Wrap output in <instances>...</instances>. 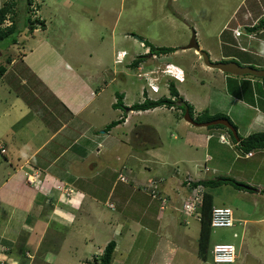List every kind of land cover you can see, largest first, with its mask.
<instances>
[{"label":"crops","instance_id":"crops-1","mask_svg":"<svg viewBox=\"0 0 264 264\" xmlns=\"http://www.w3.org/2000/svg\"><path fill=\"white\" fill-rule=\"evenodd\" d=\"M18 1L20 2L16 8L22 9V0ZM45 1L42 0L39 3L42 2L41 4H43ZM8 2L9 0H0V10ZM40 10L41 16L42 9ZM241 12L243 14L242 20H240L242 16H239ZM9 16L12 17V14ZM39 19L44 21L42 17ZM252 19H254V24L251 26L257 25L256 23L264 19V0H241L229 16L226 25L239 23L245 25ZM5 23L3 27L8 26ZM44 23L45 28L38 27L35 32L46 31L47 23L46 21ZM233 30L234 33L236 30L243 32L238 26L234 27ZM262 34H264V30H259L254 34L252 32L245 36L249 42H253L257 38L261 44V42L264 43V40L260 38ZM233 37L237 38L236 34H233ZM225 43L226 41H223V45ZM243 43H246L245 39H240L239 45ZM99 46L101 47V44ZM122 52L127 51L118 52V56ZM44 54L45 50L43 49L31 51L22 60L18 53L16 56L9 54L11 63L7 65L5 75L1 76L5 82L0 81V87L5 89L7 86L9 94L5 93L0 97L2 104V112H0L2 120L0 121V264H93L102 255L103 249L109 242L108 239L103 241L99 230L103 228V222H108V225L114 222L111 220L113 217L105 219L108 212L104 207L115 209L120 217H127L128 225L125 226V223L117 222L115 234L112 237L117 239L116 242L113 241L116 243L114 255L118 254L121 249L125 251L121 254V256L126 255L124 263L120 260L122 264H130L128 258L132 255L140 258L139 262L143 259L139 250L147 251L144 248L135 251L133 248L139 241H141L140 246L144 247L152 246L150 242H155L150 251L151 254L150 256L147 255L148 260L144 264L174 263L176 251H182V245L187 246L185 235L188 236L190 232L191 222L189 218L195 219V216L191 215L185 207L192 201L193 196L197 195L192 192L201 191L202 187L196 189L193 184L210 180L206 176L219 173L215 167L211 169L209 163L219 164L222 159L227 158L225 153H215L218 148L228 144L225 133L221 129L192 127L191 124L182 121L183 118L182 120L179 118L176 123L178 129L187 128V133L184 136L182 133L173 134V132L172 137L174 140L182 139L183 146L182 148L177 147V150L185 151L188 157H177L172 156V154L168 157L165 155L168 146L164 128L153 124L152 126L148 124L136 128L134 117L137 114L147 116L161 110L166 113L179 110L181 113V109L162 106L146 111H128L134 104H142L145 98L129 104L127 91L117 93L124 95L123 103L127 109H115L114 104L117 103V97L109 89L111 84L116 82L115 73H111L110 82L107 83L106 81V84L99 87L98 91H94L92 88L91 99H89L84 94L89 83L82 76L83 74L86 75L88 67H82L81 60L74 61L73 59H66L64 66L60 63L59 67L57 64L51 67L53 74L68 71L74 75L73 83L76 84L71 89V96L68 98L64 96L61 99V96H58L55 90L41 82L32 70V63L37 64L40 68L43 64H47L43 62ZM77 54L81 55V59L86 58V56H82L81 52H76L75 55L68 52V55L75 59ZM90 57H93V52ZM8 58L9 56L6 57V60ZM19 63L26 65L27 70L24 71L26 73H19V75H14L11 78L6 75L13 71L22 72L23 70H15L18 69ZM93 63V69L98 72H103L106 69V62L103 59H94ZM31 75L37 81L36 84H32ZM121 77L122 82L128 81L126 75L122 74ZM221 79L224 80V86L227 84L225 87L227 94H224L223 101L230 103L221 113L233 120L236 126L238 122L243 124L241 122L243 119L249 120V132L241 138H247L251 134L260 132L264 126L263 82L239 78L238 81L250 83L246 87H244L245 84H242L243 88H241L240 84L235 86V82H232L235 80L230 79L229 76L224 75V78L221 77ZM17 81H19L18 89L21 93H17L15 88ZM39 82L44 87L41 90L38 89ZM228 84L232 91L238 92L237 95H229L231 93L227 92L229 90ZM248 86L257 90H259L258 87L261 89L259 92L254 91L253 88V103L250 102L252 99L246 95V90L250 89ZM65 87L63 85L61 90ZM142 88V96L144 97L145 92H147L148 95L146 96L152 99L150 96L151 89ZM44 89L48 91L50 97H54L51 98L52 101L54 100L53 102L47 103V100L43 99ZM54 92L56 93L54 94ZM108 94L110 95L109 99L106 97ZM180 94L186 102L191 106L193 105L189 97ZM56 102L61 103L62 110L56 106ZM195 102H197L196 106L198 107L202 101L198 97ZM192 107L196 117L209 110L204 108L203 111V109ZM246 109L252 111L253 114L246 115ZM105 110L110 113L112 120L109 119V115L107 118L104 116ZM121 110L125 111L124 119ZM199 111L203 112L200 113ZM231 115H235V118L232 119ZM122 119L123 123L118 126L109 131L105 129L112 122ZM27 120L29 122L25 123ZM21 123L23 124L19 126ZM105 124H107L106 127ZM189 127L194 128V130ZM136 129H138V133L139 130L151 133L148 136L152 138V142L150 140L149 142L147 137H139L136 140ZM261 132L264 133V131ZM218 136L219 139L215 142ZM2 149L5 150L4 153L1 152ZM256 150H259V155H264V149ZM204 151L205 158L203 156ZM245 155V159L255 157V154L249 156V153H246ZM64 158L67 163H61L57 168L58 170L55 171L56 166ZM233 162L236 160L233 159ZM140 167L142 170H139ZM173 167L174 169L171 171ZM128 170L129 176L124 173ZM107 171H111L112 176L116 175V182L120 181V177L125 182L120 181L124 184L120 191L116 189L118 183L114 182L111 190L103 199L100 195V179ZM167 172L172 173L171 178L164 180ZM234 178L239 182L252 184L244 177L237 176ZM151 185L158 186V199L161 205L157 214H154L150 208L142 206L136 195V186L142 187L146 191L147 188H151ZM257 188L259 189L255 192L259 194L257 196L264 197V184L258 185ZM240 193L242 190H237V193L235 195L230 194V197L233 200V197L238 198ZM151 197L153 198L152 195ZM112 200L115 202H111ZM170 200H173L171 204ZM255 201L259 202L258 206L261 205V202L256 198ZM233 203L236 204L237 201L233 200ZM262 206L261 208H264V203ZM258 210L262 212V215L253 223L262 224L264 222V210ZM253 212H255V216L258 215L255 210ZM246 215L248 217L241 219L239 223L243 225V234L248 231L252 223L249 212H246ZM174 217H176L178 225ZM182 224H185L184 229ZM61 229L66 230L67 235L63 241H58L56 237L64 235ZM45 232L52 240L54 237L56 238L55 241H57L58 246L39 251V244L44 241ZM190 234L193 233L190 232ZM182 235L183 237H181ZM121 236L123 245L119 240ZM86 239L89 240L86 241ZM183 239L185 241L182 242ZM52 240L49 242L48 239L45 243H52ZM36 251L38 260L33 261L31 255H35ZM196 251L198 253V247ZM61 255L65 257L64 260H61ZM255 257L257 261L261 262L262 258L258 255Z\"/></svg>","mask_w":264,"mask_h":264},{"label":"rangeland","instance_id":"rangeland-1","mask_svg":"<svg viewBox=\"0 0 264 264\" xmlns=\"http://www.w3.org/2000/svg\"><path fill=\"white\" fill-rule=\"evenodd\" d=\"M39 1L42 0H33L32 4L28 5L27 0H23L21 5L23 6V10H29V16H31L32 20H37L38 18L42 17V19L47 23V30H39L35 32L34 36H32V34L30 35L29 30H24L23 33H20V35L18 34L19 36L16 37L19 40L17 43L18 45L7 44V48H0V65H9L6 63L8 60H6L7 56L10 58L12 55L16 56L18 53L20 59L22 60L25 55L30 54L31 51H36L39 49L45 50L43 62H46L47 64H43V66L40 68L37 64L32 63V70L35 75L38 76L39 80L46 86L55 90L58 93L57 95L61 96V99L64 96L65 98L71 96V89H73V85L76 84L73 83L74 75L68 71L53 74L51 67H54L56 64L58 67L61 64L64 66V61L66 59H73L74 61L81 60L82 67H88L86 69V75L83 74L82 76L86 78L89 83V86L84 92L85 96L89 99H91L90 94L92 88L94 91H98V88L104 86L106 81L107 83L110 82L111 73H115L114 75L116 77V82L112 83L113 85L111 84L109 89L111 92H113V94L116 95V97L117 93H124V91H127L129 94V99L127 102L129 104L139 102L143 98L151 99L149 96H146L148 95L147 92H145L146 95L144 94V97L142 96V87L148 86L146 82V76H144V74L148 73L150 77H155L156 79L160 78L161 80V83L159 84L161 88L160 92L154 93L152 91V93H150V96L152 97L151 100H158L163 97L172 98L170 95V83L174 82L178 91L184 94L186 97H189L193 102L192 106L196 107V109H203L204 111V108H208L210 114L213 112H223L224 108L230 104L228 101H223L224 94L226 93L225 87L227 85L225 84L224 86V80L221 79V77L224 78V73L219 70L206 69V67L201 64L202 60H200L199 55H197L198 53L194 50H180L176 53L162 56L153 55L148 57L143 63H141L139 67H131V64L137 58H139V56L147 55L150 52V48L146 46L145 41L151 42L156 47H176L179 50V46L185 47L190 43L193 30L197 35L200 46L206 52L210 51L213 60L217 61L221 57L235 56L238 58L240 64H243V66L250 65L253 68L264 69V43L261 42L260 44L257 41V38H255L256 40L253 42H249L246 39V36H248L250 33H248L249 31L245 29L244 26H251L254 24V19L245 25H242L241 23H239L240 25H226V21L240 4L241 0H46L43 2V4H41L42 2L39 3ZM17 2L19 3L20 1ZM40 9H42L41 16L39 12L41 11ZM239 16H242L240 19L242 20V12L239 14ZM11 18L12 17L9 16L7 22L5 23L6 25L10 26L12 24ZM260 23L261 22H258L256 24L260 25ZM236 26L242 29L244 34L242 38L238 36H236L237 38L233 37V34H235L233 32V28ZM38 27H40V24ZM259 30L260 29H257L253 32V34L259 32ZM98 35H100V37H97ZM80 36H82V39ZM220 36L222 37L220 38ZM260 38L264 40V34H262ZM240 39H245L246 43L239 45ZM223 41H226L224 45ZM6 42L7 41H4L3 43ZM99 44H101V47ZM240 49H245L247 53L242 52ZM121 51L127 52H122L120 54V58L122 59L121 63H119L118 52ZM68 52L71 55H75L76 52H81L82 56H86V58L83 57L81 59V55L77 54V58L75 59L69 56ZM92 52L93 57L91 58L90 54ZM9 54H11V56ZM58 55H60V57H58ZM94 59H103L106 62V69H104L103 72H98L93 69ZM169 63H173L171 64L173 66L172 72L174 69H181V73L185 74V77L182 81L181 79L171 80L164 74L168 68H170L168 65ZM18 65V69L15 70H23L22 72L13 71L11 74L8 73L6 75L11 78L14 77V75H19V73H26L24 72L27 70L26 65H23L22 63H19ZM140 73H144L142 79H139L138 75ZM122 74L126 75L127 77L128 81L126 83L121 81ZM248 78L251 80H259L258 78L254 77ZM31 79L32 84H36L37 81L33 79V75H31ZM0 81H4L1 75ZM41 82H39V90L44 88ZM232 82H235V86H239L240 84L241 88H243L242 84H245L244 87L250 84L238 80ZM18 85L19 81H17V85L15 87L17 93L20 92ZM63 85L66 87L65 89L61 90ZM248 87L250 89L246 90V95H248V98L252 99L250 102L253 103L254 87ZM258 89L261 91L260 87H258ZM259 90L254 88V91ZM56 92H54V94ZM227 92L231 93L229 95L238 94V92H234L230 88L227 90ZM249 92L251 93L250 95L248 94ZM5 93L9 94L7 86L5 89L0 87V97H2V95ZM180 93L179 98H183ZM106 97L109 99L110 95L108 94ZM198 97L202 102L197 107V102H195V99ZM51 98L54 97H50L48 91L44 89L43 99L47 100V103H49L52 101ZM184 101L186 100L184 99ZM60 104L61 103L56 102V106H59V109L62 110V106ZM174 107L176 109V106ZM0 109V112H2L1 103ZM121 111L124 118L126 116V114H124L125 111ZM128 111H132L131 107L128 109ZM245 114L252 115L253 113L249 109H246ZM104 116L106 118L108 116L109 119H111L110 113L106 110L104 111ZM134 118V126L136 128L148 124L151 126L153 124L154 126L157 125L158 127L164 128V131L166 132L164 135H166L165 139L168 146V151L165 155L168 157L170 154L177 157H188L185 151L183 152L177 150V147L182 148L183 146L182 139L178 138V140H174L172 137L173 132V134H177V132L182 133L184 136L187 133V128H184V130L182 127L178 129L176 124L179 118H181V120L183 118L182 121L186 122L184 119L183 110L181 113L179 110H174L169 113L161 110L157 113H152L147 116L137 114ZM231 118L234 119L235 115H231ZM0 121H2L1 116ZM27 122L29 121L27 120L25 123ZM241 122H243V124L240 122L237 124L239 129L238 134H240L241 137H244L245 133L249 132V120L243 119ZM22 124L23 123H21L19 126ZM104 126L106 127L107 124ZM192 127L189 128L194 130ZM261 129V131H264V126ZM137 130L138 129H136V140H138L139 137H147L148 141L150 140L152 142V138L148 136V134L151 133L140 130L138 133ZM221 131L225 133L228 144L218 148L215 153H225L227 158L222 159L219 164L209 163L210 168L212 169L215 167L218 169L219 173L215 175L210 174L206 176V178L210 180H217L221 177H244L252 183L247 185L254 188L255 191L242 190V193H240L238 198L236 196V198L233 197V200L237 201L235 204L230 197V194L235 195L237 193V189H235V187L231 185H222L210 190L214 196V207L230 208L233 211L236 220V226L234 227L233 224V226L229 229H212L209 250L205 252V257H201L199 255L198 244L200 222L198 220V215L193 214L195 219L189 218L191 222L189 230L193 234H190L189 232L188 236L187 234L185 235V238L187 237L185 242L187 246L184 247V245H182L183 250L179 252L176 251L175 262L172 264H216L214 262L212 250L215 245L219 244H231L236 248L237 256L236 261H234L233 264H264V222L262 224L255 222L253 223L254 220L258 219V217L262 215V212H260L258 209L262 211L264 210V208H261L263 207L262 203H264V197H258L257 195L259 194L255 193L259 190L257 186L264 184V155H259V150H254L252 154H255V157L251 159H245L246 152L243 151L239 144L235 143L231 137V134L225 129H221ZM261 131L257 133H261ZM218 139L219 136L217 139H215V142H217ZM204 154L205 151L203 156ZM233 159H235L236 162H233ZM61 163H67L66 159L64 158L63 161L56 166L55 171L58 170L57 168ZM180 167L183 166L180 165ZM173 169L174 167L171 171H173ZM139 170H142V168L140 167ZM124 173L129 176V170L125 171ZM171 174L172 173L167 172L166 176H164V180L171 178ZM125 177L127 178V176ZM120 178V181L125 182ZM116 179V175L112 176L111 171H107L102 175L100 179V195L103 199L104 196H106L111 190V187L113 183L116 182ZM159 180H161V178H159ZM120 181L116 182V184L118 183L116 189L119 191L121 186H124V184H122ZM135 188L137 190L136 195L139 198L140 204L144 207L150 208V210H153L154 214H157V212H159V206L161 205V202L158 199L159 194L157 195L156 199H153L151 197L152 190L147 192L142 187L139 188V186H136ZM192 193L194 195L196 193L197 195L193 196L191 199L193 203L191 204H196V213L200 215V211L198 210L200 203H198L195 199L199 197L203 199L204 188H201V191L199 192L195 191ZM255 198L261 202L260 206H258L259 202H256ZM231 200L232 202H230ZM172 201L173 200H170V204ZM111 202L114 203L115 201L112 200ZM104 209L108 212L105 219H110L113 217L111 220L114 222H112L110 225H108V222H103V228L99 230V233L102 235L103 241L108 239L109 244L112 241H117V239L112 238L115 234L114 231L116 228V223L122 222L125 223V226H127L128 221L127 217H120V215L116 213L115 209H111L109 207H104ZM254 210L258 215H254ZM246 212H249L252 223L250 224L248 231L243 234V225H240L239 223L241 219L248 217ZM174 219L178 225L176 217H174ZM182 228H185V224H182ZM61 232H64V235L57 236L56 238L58 241H63L67 235L66 230L61 229ZM45 234V237L43 236L44 241L39 244V248L37 247L39 251L42 249H47L48 247H51L52 249V247H55L56 245L58 246L57 241H55V237L52 240L48 233L45 232ZM235 235L237 236L235 237ZM181 237H183V235ZM48 239L49 242L52 240V243H45V241ZM88 240L89 239H86V241ZM119 240L123 245L122 236L119 238ZM22 241H24V239H22ZM183 241L185 240L183 239L182 242ZM74 242L77 243V241ZM140 242L141 241H139L138 244L133 247L134 250L137 251L140 248H144L147 252L144 250H139L143 256V259L140 262V258H137L136 255L130 256L128 258L130 264H144V262L148 260L147 255L150 256V251L155 245V242H150V245L152 246L144 247L140 246ZM108 244L103 249L102 255L104 254ZM243 245H245L244 248ZM197 247L198 253L196 251ZM37 251L35 252V255H31L33 261L38 260ZM123 252L125 251L121 249L118 254L114 255L113 253L111 264H122L120 260L124 263L126 255L124 254L121 256ZM256 255L262 258L261 262L256 260ZM64 259L65 257L61 255V260ZM204 259H207V261H204ZM93 264L96 263L94 262Z\"/></svg>","mask_w":264,"mask_h":264},{"label":"trees","instance_id":"trees-1","mask_svg":"<svg viewBox=\"0 0 264 264\" xmlns=\"http://www.w3.org/2000/svg\"><path fill=\"white\" fill-rule=\"evenodd\" d=\"M18 0H9V2L0 10V48L6 47L8 45H18L17 43L19 40L16 38L20 35V33H23L24 30H29L30 35L35 32L36 29H38V25L40 24V27L45 28L44 21H40L38 18L37 20H32L31 16H29V10L25 9H17L18 6ZM23 1V0H22ZM33 0H27L28 5L32 4ZM22 3V2H21ZM12 14V24L7 27H3L5 21L8 19V16ZM260 25L258 26H247L245 29H247L249 32L252 33L256 31L257 29H263L264 28V19L260 21ZM19 34V35H18ZM4 41H7L6 43H3ZM10 43V44H9ZM8 44V45H7ZM145 44L147 47L150 48V52L147 55L139 56L132 64L131 67L137 68L143 63L148 57L156 55V56H162V55H169L173 52H175L177 49L172 47H156L151 42L145 41ZM7 48V47H6ZM6 63H11V58H8ZM7 71L6 65H0V75H5ZM259 79V78H258ZM263 82L264 86V78L259 79ZM170 95L172 98H160L158 100H151L146 98L145 101L142 104H134L131 107L132 111H146L150 109H155L162 106L167 107H178L179 109L183 110V113H185L186 110H189L190 115L193 117V107L186 101H184L183 98H179V91L177 87L175 86L174 82L170 83ZM124 95L117 94V103L114 104L115 109H127V107L123 103ZM178 101V102H177ZM179 103V104H178ZM216 114V115H215ZM228 119L231 124L238 130V127L233 123V121L226 115L222 114L221 112H215L213 114H210L209 110L203 113L202 116L198 117L196 120L197 123L201 122H211L217 119ZM124 119V118H123ZM123 119L120 121H115L109 124L106 128L107 131L111 130L112 128L118 126L119 124L123 123ZM210 129H225L230 134L233 140L236 144L239 143V145L242 147L243 151L246 153H250L256 149H264V133H254L248 136L247 138H241L240 134H238L240 138V142H237L235 137L232 135V132L228 130L227 128L223 126H213L209 127ZM222 185H231L235 187L237 190H246V191H255L254 188L250 187L249 185L245 184L244 182H239L234 178L231 177H221L217 180H205L201 182H197L193 184L194 188L202 187L204 188V194H203V200L200 203V206H198V210L200 211L201 219V229H200V235H199V255L201 257H205V252L209 250V242H210V235L212 233V227H211V217H212V210L214 208V196L211 193V189H214L216 187L222 186ZM116 249V243L110 242L108 246L106 247L104 254L99 257L95 261L96 264H111L112 263V256ZM209 253V252H208ZM204 261H207V259Z\"/></svg>","mask_w":264,"mask_h":264},{"label":"water","instance_id":"water-1","mask_svg":"<svg viewBox=\"0 0 264 264\" xmlns=\"http://www.w3.org/2000/svg\"><path fill=\"white\" fill-rule=\"evenodd\" d=\"M186 49L189 50L195 49L199 53V55L204 59L205 65L211 69L219 70L225 74H229L234 77L252 76L256 78H264V69H257L251 66H243L235 61L213 62L212 59L210 58L209 53L201 49L197 41L196 33L193 34L190 44L186 47ZM184 119L187 123L196 127L208 128L213 126H223L232 132V135L235 137L237 142H240V138L238 136V130L231 124V122L228 119L222 118L211 122L197 123L195 119L190 115L189 110H186Z\"/></svg>","mask_w":264,"mask_h":264},{"label":"built area","instance_id":"built-area-1","mask_svg":"<svg viewBox=\"0 0 264 264\" xmlns=\"http://www.w3.org/2000/svg\"><path fill=\"white\" fill-rule=\"evenodd\" d=\"M239 34V33H238ZM173 66H170L169 70L172 71ZM174 73H176V69L173 70ZM172 72V73H173ZM139 78L142 79L143 74L140 73ZM144 76H146L147 78V74H144ZM158 78L154 81H157ZM149 88L151 89V91L153 92H157L158 91V86L156 84L153 83H149ZM2 152H5L4 149H2ZM252 153H249V156H252ZM153 188L151 195L153 196V198L157 197V186H150ZM200 198V199H199ZM196 198L195 200L198 203H201L203 199H201V197ZM193 203L192 201L189 202V204L185 205L186 209L189 211V213L191 212V214H195L198 215V220H200V215L196 213V204H191ZM234 224V214L233 211L230 208H217L214 207L212 210V217H211V227L213 229H222V228H231ZM236 248L231 245V244H219V245H215L213 250H212V254H213V258H214V262L216 264H233L234 261H236V256H237V252H236Z\"/></svg>","mask_w":264,"mask_h":264},{"label":"clouds","instance_id":"clouds-1","mask_svg":"<svg viewBox=\"0 0 264 264\" xmlns=\"http://www.w3.org/2000/svg\"><path fill=\"white\" fill-rule=\"evenodd\" d=\"M253 26H258V25H253ZM252 26V27H253ZM260 30H264V28L263 29H260ZM239 33V34H238ZM235 34H236V36H238V37H240V36H242L243 35V32H241L240 30H236L235 31ZM121 59L122 58H120V54H119V56H118V61H119V63H121ZM171 64H173V63H169L168 65L169 66H172ZM183 71V70H182ZM143 74V73H142ZM166 76H168L171 80H176V79H181V81L183 80V78H182V73H181V69H176V73H172V71H170L169 70V68H168V70L166 71V73H164ZM150 76L147 74V78H148V80L146 79V82H147V84H148V86H147V88H149V83L151 82V83H153V84H156L157 86H158V91L157 92H154V93H158V92H160V86H159V84L161 83V80H160V78H158V80L157 81H154L155 80V77H150ZM185 77V76H184ZM248 77H252V76H248ZM254 78H256V77H254ZM259 79H261V78H259ZM255 80V79H254ZM261 81V80H260ZM150 89V88H149ZM1 152H2V150H1ZM2 153H4V152H2ZM121 179H122V177H121ZM123 180V179H122ZM151 186H155V185H151ZM153 188L151 187L150 189L149 188H147V192L149 191V190H152ZM157 190H158V186H157ZM152 192V191H151ZM157 195H158V192H157ZM198 214V213H197ZM200 221V220H199ZM213 229V228H212Z\"/></svg>","mask_w":264,"mask_h":264},{"label":"flooded vegetation","instance_id":"flooded-vegetation-1","mask_svg":"<svg viewBox=\"0 0 264 264\" xmlns=\"http://www.w3.org/2000/svg\"><path fill=\"white\" fill-rule=\"evenodd\" d=\"M195 33V31L193 30L192 31V37H193V34ZM197 36V35H196ZM197 41H198V39H197ZM199 43V42H198ZM190 44V43H189ZM188 44V45H189ZM187 45V46H188ZM200 45V44H199ZM187 46H179V50L176 48V47H172V48H175V49H177L175 52H173V53H176V52H178V51H180V50H189V49H186V47ZM201 47V46H200ZM201 49H203L202 47H201ZM192 50H194L195 52H197L195 49H192ZM204 50V49H203ZM241 50V49H240ZM243 51H245V50H243ZM242 51V52H243ZM208 52V51H207ZM173 53H171V54H173ZM198 53V52H197ZM209 53V55H210V58L212 59V57H211V54H210V51L208 52ZM244 53H247V51L246 52H244ZM170 55V54H169ZM197 55H199V53L197 54ZM199 57H200V60H202V65L203 66H205L206 67V69H210V70H216V69H211V68H209V67H207L206 65H205V63H204V59L199 55ZM212 61L213 62H231V61H235V62H237V63H239L240 64V62L238 61V58L237 57H235V56H233V57H221L220 59H218L217 61H215V60H213L212 59ZM241 65V64H240ZM243 65V64H242ZM244 65H246V64H244ZM250 66V65H249ZM223 73V72H222ZM224 75H226V76H229L230 77V79L232 78V79H234V80H238L239 78H248V76H245V77H234V76H231V75H229V74H225L224 73ZM184 76H185V74H182V78L184 79ZM249 79V78H248ZM249 80H251V79H249ZM179 104V103H178ZM186 112V111H185ZM206 112V111H205ZM205 112H203V113H205ZM203 113L202 114H199L197 117L194 115L193 116V118L194 119H197L198 117H200V116H202L203 115ZM194 114V113H193ZM183 115H184V117H185V113H183ZM216 115V114H215ZM222 119V118H221ZM196 121V120H195ZM201 123H205V122H201ZM209 128V127H208Z\"/></svg>","mask_w":264,"mask_h":264}]
</instances>
